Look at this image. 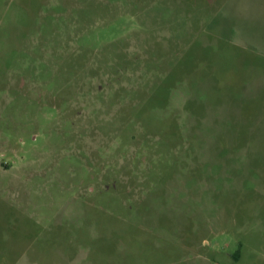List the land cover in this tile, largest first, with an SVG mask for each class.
Listing matches in <instances>:
<instances>
[{
  "label": "rangeland",
  "instance_id": "obj_1",
  "mask_svg": "<svg viewBox=\"0 0 264 264\" xmlns=\"http://www.w3.org/2000/svg\"><path fill=\"white\" fill-rule=\"evenodd\" d=\"M0 264H264V0H0Z\"/></svg>",
  "mask_w": 264,
  "mask_h": 264
},
{
  "label": "trees",
  "instance_id": "obj_2",
  "mask_svg": "<svg viewBox=\"0 0 264 264\" xmlns=\"http://www.w3.org/2000/svg\"><path fill=\"white\" fill-rule=\"evenodd\" d=\"M240 254V252H237V254L235 256H238Z\"/></svg>",
  "mask_w": 264,
  "mask_h": 264
}]
</instances>
